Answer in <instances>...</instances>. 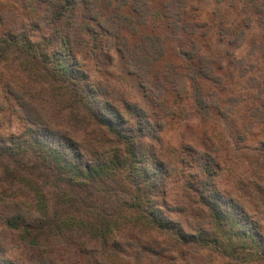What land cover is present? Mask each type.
I'll return each instance as SVG.
<instances>
[{
  "label": "rangeland",
  "instance_id": "1",
  "mask_svg": "<svg viewBox=\"0 0 264 264\" xmlns=\"http://www.w3.org/2000/svg\"><path fill=\"white\" fill-rule=\"evenodd\" d=\"M69 1L73 9L63 6L64 0H0V40L13 38L4 48L11 54L0 63V152L17 143L27 126H36L10 92L41 91L44 71L23 63L28 57L20 56L17 47L29 44L37 54L46 38L48 51L58 53L89 101L116 108L122 126L134 130L140 168L153 185L140 183V188L156 195L164 233L181 225L189 239L198 234V206L204 202L219 204L229 217L209 229L208 239L214 241L187 245V251L160 261L131 247L129 242H139L140 236L117 231L108 235L105 256L103 247L94 249L76 231L26 245L3 224L6 206L0 202V260L264 264V252L246 235L264 238V0L254 6L248 0ZM37 61L44 66L43 58ZM35 97L41 98L35 99L46 116L34 106L31 120L48 119L54 130L66 129L82 145V126H68L66 113L51 97ZM125 105L145 117L132 116ZM57 110L60 116L50 118ZM3 183L0 172V191L12 190ZM113 237L119 247L112 245Z\"/></svg>",
  "mask_w": 264,
  "mask_h": 264
},
{
  "label": "trees",
  "instance_id": "2",
  "mask_svg": "<svg viewBox=\"0 0 264 264\" xmlns=\"http://www.w3.org/2000/svg\"><path fill=\"white\" fill-rule=\"evenodd\" d=\"M217 1L231 3L236 0ZM257 1L248 0L253 6ZM63 3V6L71 5L73 9L69 0ZM11 41V37L0 40V63L5 53L6 56L11 54L4 49L10 46ZM42 42V47H37V54L30 50L29 44L17 47L20 56L25 54L28 57L23 63H31L34 70H43L45 80L38 94L10 92L24 109L26 119L36 126H27L17 143L1 148V178L3 185H10L12 189L0 191V202L6 206L3 224L17 231L21 241L29 246H39L48 240L59 239L66 232L76 231L78 237L93 245L94 249L103 247L104 256L111 232L117 231L119 235L128 233L140 236L144 241L133 240L129 242L131 247L138 248L145 257L160 261L174 253L187 251V245L214 241L208 239L209 229L213 225L222 226L229 215L219 204L210 201L198 206L201 223L195 228L198 234H193L192 238H188L181 225L174 230L167 228L168 233L163 232L165 218L158 222V215L164 216L156 207V195L148 196L140 188V183L153 185L147 173L140 168L142 161L134 130L122 126L123 116L116 108L105 106L103 109L90 102L84 94L85 89L66 73V64L61 62L58 53L48 51L49 39L44 38ZM37 58H43L44 66L38 63ZM51 62L55 65L48 67ZM31 70L32 67L29 68ZM33 93L51 97L57 108L66 113L65 121L72 129L82 126L85 136L82 145L74 136L66 134V129L58 127L54 130L48 119L47 122L31 120L30 110L34 106L46 116L42 104L36 101L41 98L33 97ZM124 108L136 118L145 117L134 106L125 105ZM60 110L50 118L60 116ZM19 193L25 194L23 198L18 196ZM246 235L247 240H253L254 247L264 252V238L258 240L253 235ZM111 241L112 245L119 247L118 239L113 237ZM0 264L14 263L0 260Z\"/></svg>",
  "mask_w": 264,
  "mask_h": 264
}]
</instances>
